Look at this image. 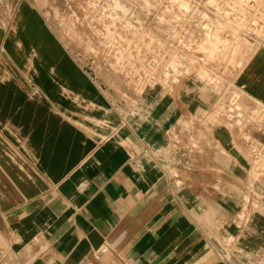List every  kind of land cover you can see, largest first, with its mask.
Returning <instances> with one entry per match:
<instances>
[{
  "label": "crops",
  "instance_id": "0c3cea01",
  "mask_svg": "<svg viewBox=\"0 0 264 264\" xmlns=\"http://www.w3.org/2000/svg\"><path fill=\"white\" fill-rule=\"evenodd\" d=\"M42 1L0 0V264H264V44L118 105Z\"/></svg>",
  "mask_w": 264,
  "mask_h": 264
},
{
  "label": "rangeland",
  "instance_id": "374dc122",
  "mask_svg": "<svg viewBox=\"0 0 264 264\" xmlns=\"http://www.w3.org/2000/svg\"><path fill=\"white\" fill-rule=\"evenodd\" d=\"M42 9L73 61L118 105L191 76L219 91L264 44V0H43ZM234 94L219 96L212 120L242 109Z\"/></svg>",
  "mask_w": 264,
  "mask_h": 264
},
{
  "label": "built area",
  "instance_id": "2783aa9c",
  "mask_svg": "<svg viewBox=\"0 0 264 264\" xmlns=\"http://www.w3.org/2000/svg\"><path fill=\"white\" fill-rule=\"evenodd\" d=\"M235 94L234 93H231V95H230V99L231 100H233V96H234ZM240 109L239 108H236V107H234L233 109L231 108V109H229V111L228 112H230V113H232L233 114V112H235V114H237L238 116H240Z\"/></svg>",
  "mask_w": 264,
  "mask_h": 264
}]
</instances>
